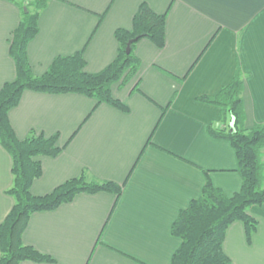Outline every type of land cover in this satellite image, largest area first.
Instances as JSON below:
<instances>
[{"label":"crops","instance_id":"1","mask_svg":"<svg viewBox=\"0 0 264 264\" xmlns=\"http://www.w3.org/2000/svg\"><path fill=\"white\" fill-rule=\"evenodd\" d=\"M141 4L166 15L165 45L135 44L136 74L111 87L126 112L82 95L25 91L8 113L17 139L57 135L62 148L37 158L42 172L31 195L83 174L122 187L119 197L81 193L29 217L22 243L51 264H170L181 244L171 226L205 182L229 197L241 187L234 150L210 133L224 128L221 110L199 99L216 96L238 73L242 127L264 126V0H47L26 48L33 75L76 53L86 73L103 71L117 56L115 31L131 30ZM20 20L19 8L0 0V89L15 79L9 42ZM11 168L0 145V224L13 206ZM247 213L257 225L250 242L235 221L222 249L231 264H264V204Z\"/></svg>","mask_w":264,"mask_h":264},{"label":"trees","instance_id":"2","mask_svg":"<svg viewBox=\"0 0 264 264\" xmlns=\"http://www.w3.org/2000/svg\"><path fill=\"white\" fill-rule=\"evenodd\" d=\"M20 10L21 20L9 42V56L15 65V79L0 89V145L12 160V186L6 194L13 199V206L0 224V264L21 262H54L32 247L22 243V235L29 217L39 212H49L70 203L81 193H109L119 197L122 187L111 182H98L84 174L71 179L43 197L31 195L32 183L41 176L39 157L55 158L62 148L57 147V135L45 138L31 134L24 140L16 138L8 113L16 107L25 91L59 95L77 94L95 99L97 104H107L126 112V107L111 96V87L133 77L139 61L133 54L135 44L143 39L156 48L165 45L166 15L153 13L141 4L132 19L131 30L118 29L114 33L118 44L115 60L97 74L85 72L82 53L56 58L48 70L36 77L27 61L26 48L38 32L37 21L47 0H9ZM19 1V2H17ZM133 41L130 52L126 46ZM243 83L237 73L233 81L214 97L199 100L217 106L222 113L221 131L210 130L213 137L227 141L235 152L237 173L241 179L239 192L226 196L207 180L198 199L181 210L171 226V234L181 242L170 264H231L224 254L222 244L226 229L239 221L243 224L246 241L256 231V222L247 211L252 206L264 204V126L252 130L242 127ZM233 121V132L229 125Z\"/></svg>","mask_w":264,"mask_h":264},{"label":"water","instance_id":"3","mask_svg":"<svg viewBox=\"0 0 264 264\" xmlns=\"http://www.w3.org/2000/svg\"><path fill=\"white\" fill-rule=\"evenodd\" d=\"M132 42H133V41H129V42H128V44H127V46H126V50H125L126 54H128V53L130 52V46H131ZM229 129H230L231 132L234 131V130H233V121L230 123V125H229Z\"/></svg>","mask_w":264,"mask_h":264},{"label":"rangeland","instance_id":"4","mask_svg":"<svg viewBox=\"0 0 264 264\" xmlns=\"http://www.w3.org/2000/svg\"><path fill=\"white\" fill-rule=\"evenodd\" d=\"M20 1V0H19ZM28 1H31V0H28Z\"/></svg>","mask_w":264,"mask_h":264}]
</instances>
